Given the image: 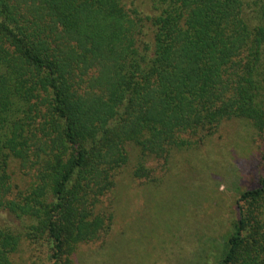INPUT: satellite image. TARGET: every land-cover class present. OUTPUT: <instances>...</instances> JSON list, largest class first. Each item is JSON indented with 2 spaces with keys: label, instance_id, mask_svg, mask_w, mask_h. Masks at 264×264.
Here are the masks:
<instances>
[{
  "label": "trees",
  "instance_id": "1",
  "mask_svg": "<svg viewBox=\"0 0 264 264\" xmlns=\"http://www.w3.org/2000/svg\"><path fill=\"white\" fill-rule=\"evenodd\" d=\"M146 1L0 0V211L51 264L105 230L93 205L128 144L166 159L224 119L264 130V0ZM11 159L32 182L8 198ZM262 200L264 172L217 264H264ZM19 234L0 227V264Z\"/></svg>",
  "mask_w": 264,
  "mask_h": 264
},
{
  "label": "rangeland",
  "instance_id": "2",
  "mask_svg": "<svg viewBox=\"0 0 264 264\" xmlns=\"http://www.w3.org/2000/svg\"><path fill=\"white\" fill-rule=\"evenodd\" d=\"M133 1L149 11L146 0ZM201 134H184L189 144L172 149L166 159L142 158L128 144L127 161L93 205L95 213L108 218L107 226L75 245L68 254L71 264H217L240 194L256 188L263 175L264 130L251 119L236 117L222 120L209 135ZM138 162L144 175L136 172ZM8 172V198L25 193L32 182L29 172L16 159L10 160ZM25 226V219L0 211V227L21 233L10 264H51L48 240L27 238Z\"/></svg>",
  "mask_w": 264,
  "mask_h": 264
}]
</instances>
